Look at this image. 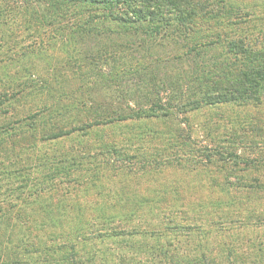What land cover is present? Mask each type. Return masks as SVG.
I'll return each mask as SVG.
<instances>
[{
  "label": "rangeland",
  "instance_id": "374dc122",
  "mask_svg": "<svg viewBox=\"0 0 264 264\" xmlns=\"http://www.w3.org/2000/svg\"><path fill=\"white\" fill-rule=\"evenodd\" d=\"M222 1L227 8L250 10L255 28L264 24V0ZM108 11L87 0H0V130L7 149L10 141L17 143L12 154L5 145L0 153V264L10 263L15 252L20 264H68L71 246L83 264H127L119 258L134 254L124 244L106 242L117 257L96 258V236L111 227L124 234L192 227V238H201L208 255L225 257L223 243L234 247L233 255L264 250V188L226 186L249 188L253 178L264 186V100L259 106L230 103L169 119L116 120L150 106V84L178 95L201 69V60L212 68L225 49L205 27L188 40L149 36L105 19ZM112 11L122 15L126 7L117 4ZM96 29L104 33L96 35ZM160 97L165 101L168 95L161 91ZM103 117L114 122L39 141L50 129L66 131ZM11 127L10 140L4 132ZM153 132L162 137L155 139ZM235 136L243 141L235 142ZM175 143H184L183 151L173 148ZM230 153L256 164L225 182L220 167L227 178L230 165L218 158L227 162ZM208 154L215 156L212 163ZM40 156L44 166L30 170ZM15 170L29 175V183L18 180ZM133 211L131 219L124 218Z\"/></svg>",
  "mask_w": 264,
  "mask_h": 264
},
{
  "label": "trees",
  "instance_id": "16d2710c",
  "mask_svg": "<svg viewBox=\"0 0 264 264\" xmlns=\"http://www.w3.org/2000/svg\"><path fill=\"white\" fill-rule=\"evenodd\" d=\"M87 1L90 3H96V7L100 6L102 9L104 7L109 9L108 14L103 13L102 16L105 19L110 18L111 21H113L116 25L124 29H126L125 27L135 26L145 35L160 36L162 38H172L177 35V37L180 36L182 39L188 40L189 38H192L191 35L205 27L204 29L206 31L213 32L216 35L217 41L222 42L225 49V53L222 58L212 63V68H209L207 63L203 62L200 58L201 69L193 71L194 73L193 77L191 78V84L187 86L184 91H178V95L176 92V97L173 96V93L167 91L166 87H163L162 84L159 85L158 83L155 86H151L150 84L149 87L151 89L150 91L146 92L149 95V98H152L149 100L150 106L146 109L141 107L134 111L131 110V114L119 115L115 118L116 120L124 121L127 119L141 118L169 119L176 113L179 115H187L193 111L208 109L224 104L233 103L238 106H259L263 103L264 24L260 28H255L253 21L249 19V12H251L250 10L245 11L243 8L235 10L231 7L227 8L222 3V0H216L215 2H212V0ZM117 4H120L121 6L125 5L126 7V11L122 13V15L113 14L112 7H116ZM107 6H109V8H107ZM97 18L98 16H96V19ZM219 28H222L223 31H219ZM101 33H104V31ZM101 33H98V30L96 29V35ZM212 43L213 42L211 41V44ZM199 55L200 52L197 51V56ZM208 59L209 58H207V60ZM153 73H155L154 70ZM152 76L155 77L156 75L152 74L151 78ZM161 91L166 92L168 95L165 101H163L160 97ZM178 99L179 103H175V101ZM3 107L4 102L0 100V110H4ZM185 120L186 119H184V121ZM111 122H114V118L105 119V117H103L97 120L96 123L83 124L66 131H63L59 128L50 129L47 133L40 134L39 141L49 142L52 140H58L65 136L76 133L77 131L85 134L86 130L94 126L104 125ZM13 130V127L8 128V131L4 132L6 133L4 136L11 140L13 138L11 137L12 133H14ZM1 135L3 134L0 130V153L1 150H4L5 145L6 151H10L9 154H12L17 143L10 141L11 145L9 149H7V143L4 142V139L6 138L1 137ZM22 137L23 136H21L20 139ZM153 137L155 139H159L162 137V135L153 132ZM34 140L35 137L31 141ZM242 141V136H235V142L241 143ZM235 142H233V144H235ZM175 144L176 145L173 148H178V150L183 151L182 148L185 146L184 143L181 144V147L178 143ZM256 147L257 146L253 147L250 145L248 149ZM244 148H246V146H244ZM172 153V160L177 162L178 165L181 164L179 162L180 159L177 152ZM216 153L221 154L220 152ZM193 155L191 154V157H193ZM228 155L229 157L227 162H225V158L222 156L218 158L220 159V163L224 165H230V169L226 171L227 178L224 177V167H220L221 172L219 174L223 175V181L225 182L229 180V176L231 179L239 170H247L248 168L253 169L254 165L256 164L255 161H248L236 153L234 155H231V153ZM195 156L196 155H194L193 159L196 158ZM204 157L207 159L208 163H212L211 160L215 156H210L208 154ZM40 158L41 161L34 164V168L30 167V170L39 169L44 166L45 157L40 156ZM199 163L200 161L197 162V164ZM197 164H195V167ZM241 164H245V169L239 168ZM99 168L100 165L97 163L96 171ZM225 169L227 168L225 167ZM21 170L22 168L20 171ZM20 171H14L15 173L17 172L15 175L16 178H18L20 181H23L25 184H28L29 175L23 174L21 176V174H19ZM236 179L242 182L240 178ZM255 179L257 178H253L251 180L252 182L249 188L246 187L247 185L244 183L232 185L227 182L226 186H230V188L235 191L238 189L253 190L256 188L261 191L264 186L257 184V181H254ZM37 181H39V179L34 181L33 185L37 186L39 184V182L36 184ZM30 183H32V180H30ZM224 189L225 186L220 190L223 191ZM143 203L144 201H140L137 203V205L141 207L143 206ZM227 204L231 205L230 201H227ZM212 206H217V203H212ZM133 215L134 211L127 216H124V218L131 219ZM171 223L172 222L170 221L169 224ZM248 223L246 228L250 225ZM217 224L220 225V222ZM111 228L112 229L110 232L96 236V242H98V245L96 246H99L96 251L98 252V254H96V258L101 257L102 260L107 261L109 256L117 257V252L111 254V248L108 249L107 247H104L106 242H111L118 245L124 244V247L129 246V248L133 251L132 254H134V256L132 259L119 258L121 262L123 260L127 262V264H140L138 259L135 260V256L144 258V262L141 264H264V250L259 247L253 248L251 250L252 252L249 251L247 253L233 255L232 252H234V247H229V245H225L226 243H223L220 245V248L222 247L221 249H225V257L221 256V253L220 255H217L216 253L215 255L206 254V247L203 245V243H201V238H192V233H195V231H192V227L185 228L183 226H166L162 229L155 227L152 228L153 231H151V234L148 231H133L129 232L128 234H124L123 230H116V228L113 227ZM226 229L232 231L234 230L233 227ZM219 231L222 232L224 229H219ZM136 236H138L139 239H136ZM128 237H130V239ZM149 238L153 241V244L152 242L151 244L145 243ZM162 239H165V243L161 242L163 241ZM177 243L179 247H176ZM173 245L176 247L174 248L176 253L179 254H170V252L174 250L172 249ZM183 246H187L188 249L183 248ZM70 251L71 255L69 258H67V260H69L68 264H83L82 262L76 261L74 259L73 256L75 251L72 246L70 247ZM213 251L209 252L214 253ZM6 255H8V253ZM17 255L18 253L15 252L14 259L8 264H20L21 262H19L16 258ZM45 262L46 261L43 263Z\"/></svg>",
  "mask_w": 264,
  "mask_h": 264
}]
</instances>
